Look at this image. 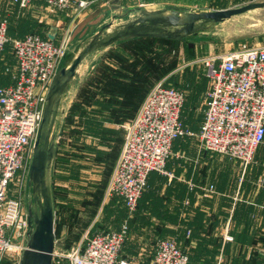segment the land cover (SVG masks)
Masks as SVG:
<instances>
[{
	"label": "rangeland",
	"instance_id": "rangeland-1",
	"mask_svg": "<svg viewBox=\"0 0 264 264\" xmlns=\"http://www.w3.org/2000/svg\"><path fill=\"white\" fill-rule=\"evenodd\" d=\"M33 1L35 0H32L28 7L21 8L27 16H32V19L27 21V26L30 25V27L26 28V31H44L47 26L56 25L58 20L55 18L59 15L60 10L51 8L43 2H34V4ZM77 1L79 0H74L68 8V12L71 10V14L66 16L69 25L78 16V20L81 21L80 27H83L87 21L81 18H85L87 12L90 13L94 6L103 8L101 9L103 18H106L108 13H112L113 17L106 23L122 24L135 18L138 7L216 10L236 8L262 0H167L169 3L163 4H149L144 2L146 0H81L87 4L80 10H77V7L74 8V4L76 6L78 4ZM3 2L5 5L3 10H6L8 14L14 13V9L11 8L13 4L7 8L10 0ZM72 6L74 10L71 8ZM3 10L0 11L1 14H3ZM62 11L63 14H67L65 10ZM5 18L8 19V17ZM24 21L18 25L21 26ZM14 27L16 29L14 31L17 32V25ZM80 27L73 37L71 34L68 35L69 43L66 55L59 62L58 67L63 64L66 57L77 50L84 39L78 40L81 37ZM95 29L88 28L87 35L92 34ZM144 42L146 44L142 47L118 44L91 53L80 66L81 76L76 88L71 89L65 96L64 115L58 124L56 160L53 162L52 168V185L55 196L53 264H71L70 256H75V250L79 246H84L87 239L93 234L117 230L123 224L128 226V232H126L120 252L121 260L127 264H150L154 256L155 242L158 241L155 239L158 237L175 238L173 240L181 248L184 247L181 246L182 241L190 240L191 235V230L184 225L196 222L197 234H204L205 228L214 225V223L209 225L206 223V226L205 222L197 224L199 219H203L207 215L199 210L200 207L188 205L186 200L182 205L179 200L173 199L174 193L171 190L165 192L167 188L163 189L166 180H160L158 177L160 185L163 183L161 188L155 191L159 196L149 197L147 198L149 201L146 202L145 199L140 200L137 209L130 215L123 206L122 199L108 189L109 181L124 147V126L133 122L139 112L137 108L149 90L157 83L163 82L167 86L182 91L184 107L190 105L193 93L186 86L188 76L193 72L204 74L209 86L204 61L228 50H240L255 44L264 45V8L233 16L221 23L209 26L206 30L184 41H176L177 43H156L153 40ZM11 63L7 62L9 67L11 66L12 70L10 68V71L12 72L14 66ZM208 89L203 94L204 97L202 95L203 105ZM73 103L80 104L81 114L69 116V110ZM93 110H97V113H94ZM186 119H188L187 111L182 114V122L186 128H191L189 124H186ZM189 128L187 129L190 130ZM183 141V144L188 142L187 138ZM174 145L175 141L171 144V154L166 160L164 174L157 172L158 174L169 176V164L172 162L171 169L181 168V171L187 173V180L191 178L195 182L198 180L203 183L207 182L209 177L206 178L205 171L201 175H198L199 172L193 171L207 166V171L217 169L222 172L223 169H227L233 173L230 175L232 178L234 173L238 174L235 175V182L253 183L252 186H247L252 190V196L253 188L258 190L264 185V179H262L264 175L261 177L256 171L257 168H264V148L259 151L256 149L253 159L250 162L242 163L237 160L230 161L224 155L218 154L219 157L216 156V153L207 154L208 151L206 152L200 142H198V146L201 150L198 148L197 151L191 146L190 155L187 150V156L184 155L183 158L177 149L174 151ZM203 151L206 152L204 156L202 155ZM176 157L181 159H176ZM212 160L214 161L212 162ZM192 173L194 176H191ZM214 175L217 178L214 177L213 182L208 180L209 183L205 186L194 182L188 184L189 186L195 184L197 190H202L200 194L206 193V196H211L215 193L214 184L223 178V174L221 176ZM150 176L149 173L148 178ZM168 183L172 187L173 182ZM256 183L257 186H254ZM144 193L147 194V192ZM16 194L20 195L23 211L27 214V200L30 197L27 181L22 184L20 194L19 192ZM185 196L188 199L187 195ZM156 197L161 198L158 200ZM232 197L234 203L239 198L237 193H233ZM157 201L159 203L164 201L169 207L168 210L171 203L175 202L177 208L181 210L180 222H177L176 214L159 210ZM232 219L225 224L220 223L223 225V234L221 233L220 239L208 238L210 241L206 244L207 241L201 238L203 243V246H200L201 249L207 250L209 246H212L211 248L215 250L230 252V255L233 253L238 264L240 262L252 264L253 260L257 264H264V230L260 231V225L254 223L252 219L245 223H233ZM198 225L200 226L198 227ZM188 230L190 231L187 232ZM176 232L181 236V240L172 236ZM24 244L25 236L22 234L13 247V251L9 253L11 256L7 257L9 264H18L19 256H21L19 249L24 247ZM185 247L187 248V246Z\"/></svg>",
	"mask_w": 264,
	"mask_h": 264
},
{
	"label": "built area",
	"instance_id": "built-area-1",
	"mask_svg": "<svg viewBox=\"0 0 264 264\" xmlns=\"http://www.w3.org/2000/svg\"><path fill=\"white\" fill-rule=\"evenodd\" d=\"M31 1L10 3L26 8ZM35 1L57 10H67L74 2ZM77 3L78 10L87 4ZM8 29V20L0 19V56L9 49L14 61L12 72L11 67L0 72L11 80L0 84V259L10 257L20 235L25 236L27 214L20 195L10 193L20 194L27 181L45 97L69 43L66 34L55 43L37 33L13 37ZM204 67L209 89L197 132L182 122V91L163 82L149 90L133 122L124 126V147L108 189L122 199L130 215L137 209L148 174H164L171 144L177 139L196 137L205 150L242 163L250 162L264 142V45L228 50L204 61ZM126 232L128 226L123 224L117 230L93 234L70 256L71 264H127L120 258ZM173 239H158L150 264H188V255Z\"/></svg>",
	"mask_w": 264,
	"mask_h": 264
},
{
	"label": "water",
	"instance_id": "water-1",
	"mask_svg": "<svg viewBox=\"0 0 264 264\" xmlns=\"http://www.w3.org/2000/svg\"><path fill=\"white\" fill-rule=\"evenodd\" d=\"M260 8H264V0L216 10L138 7L134 19L122 24L105 23L82 40L77 50L66 57L56 70L45 97L28 171L27 230L18 264H53L55 207L52 168L58 124L64 115L65 96L80 81L82 62L95 51L133 39L184 41L211 25ZM48 37L52 40L54 35Z\"/></svg>",
	"mask_w": 264,
	"mask_h": 264
},
{
	"label": "crops",
	"instance_id": "crops-1",
	"mask_svg": "<svg viewBox=\"0 0 264 264\" xmlns=\"http://www.w3.org/2000/svg\"><path fill=\"white\" fill-rule=\"evenodd\" d=\"M3 1L4 0H0V11L1 12L3 9H5V5H4ZM34 2L38 3V1H33L32 3H34ZM144 2H147L149 4H163L165 2L167 3L168 1L167 0H146ZM10 6H12V4L8 3L7 8ZM75 7H77L76 4H74V8ZM11 8L14 9V13L8 14L6 12V10H3V14H1V12H0L1 17L4 15V17H2V18L0 17V19H4L5 17H8V19H7L8 24H9L8 30L15 32L14 30H16V29H15L14 25L15 26L17 25V30L19 32L16 35L18 37H22L28 33H32V32H28V31L26 32V28L28 29L27 21L31 20L32 16L31 15L27 16L26 12L21 10V8L16 4L13 5ZM71 8L73 9V6ZM101 9H103V8H101V7L99 8L96 6L92 7V9L90 10V13L87 12L86 17L85 18L83 17L84 19L81 18L82 20L86 19V21H87V23L83 27L82 26L80 27L81 21L78 20V18H79L78 16H76V19L72 20L71 24L69 25L68 18L66 15L69 16V14H71L70 13L71 10H69V12H68V9L65 10L67 14H63L64 12L62 10H60L59 15L55 18V20H58L57 24L47 26V28H46L47 30L45 29L46 32L44 30V31H41L40 33H37V34H39L41 37L47 38V39H49V37H48L49 35H54V38L51 41H53L55 43H59V41L61 40V38L64 34H66L67 36L69 34H71L73 37V35H75L77 33L78 28L80 27L79 34L81 37L78 38V40L81 41V38L83 39L87 36L86 32H87L88 28L92 27L94 29L95 28L97 29L100 26H102L103 24H105L106 21L110 20L113 17L112 13H108V16L106 18L101 17V15H103ZM17 10H18V13H17ZM6 15H8V16H6ZM24 19H25V21H24ZM23 21H24V23L21 26H19L18 24L22 23ZM76 22H78V23L76 24ZM49 29H51V31H48ZM13 37H15V36H13ZM124 43L125 42H122L119 44H124ZM116 45H118V44H116ZM0 57L2 58L0 60V72L5 67H9L7 62L8 63L12 62L11 65L14 66V61L11 57V54L9 53V49H6ZM193 73L195 74V72H193ZM196 74L198 75L199 72H197ZM10 82H11V80L7 75L5 76V75L0 74V84H8ZM191 83H192V86L190 84L186 85L187 87H189L190 90H192L191 93H193L192 94V96H193L192 97V103L190 104V109L192 110L193 107H195L193 111H197L201 114L198 122H196L197 128L195 129V131L197 132L198 127H200V125H199L201 123L200 121H202V118H203V112H202V106H203L202 100L204 97L203 94L206 93V90L209 88V86H208V82L204 78H202V80L195 78ZM202 95H203V97H202ZM192 104H193V106H191ZM139 107H140V105H139ZM139 107L137 108L138 110H139ZM187 108H188V106L183 108L182 114L186 112ZM135 113H136V111H135ZM187 113L189 116V112H187ZM187 121L190 123V121H192L191 117L190 118L188 117ZM194 122H195V120L191 123L192 126H193ZM191 131H193V130L191 129ZM185 138H187L188 142L183 144V142H184L183 139H185ZM196 139H197L196 137H182V138L177 139L175 141L174 151L177 149L178 150L177 152L181 153L183 158H184V155L187 156V154H186L187 150H188V154L190 155L191 146L194 147L195 150L198 151V148H199L198 142L199 141ZM262 144H264V143H262ZM203 152L204 153L202 155L204 156L205 153L207 152V150H206V152L205 151H203ZM208 153H210V151H208L207 154ZM216 156H219V155L216 154ZM176 159H181V158L176 157ZM229 160L231 161V159H229ZM213 161L214 160H212V162ZM232 161H234V160H232ZM171 163L169 164V172H170L169 176H165V175L163 176L162 174H158L157 172H151L150 173L151 176L148 178V181H147L148 186H146V189L144 191V192H147V194H145L143 192L141 197L138 200V203L140 202V200L145 199L144 201L146 202V201H149V200H147V198H149V197L159 196L158 192H155V191H157L158 188H161V185L163 183L160 185V182L157 180V177L160 180H163V181L166 180L167 182L165 181L163 189L165 190V188H167V190H165V192L171 190L175 196L173 199L179 200L180 204L182 203V205L185 204V200H186L188 202V205H191L194 207H200L199 210L203 211L207 215V216H204L205 218L199 219L197 221V224H202L203 222H205V225H206V223L209 225L211 223H214V225L211 226L210 228H205L203 230L204 234H197L196 233V230H197L196 222H191V223H189V225L188 224L184 225L191 230L190 240H187L188 245H187V243L185 244V246H187L186 249L191 254V260H189L188 264H238L236 262L238 260L236 259V257H234V255H232L233 253H231V255H230V252H224V251L221 252L218 249L215 250L214 248H211L212 246H209L207 250H203V249H201L202 247H200V246H203L202 240H206L207 241L206 244H207L210 241V239L208 240V238L220 239L222 237L221 233L223 234V225H221V224H225V222L226 223L229 222L232 218H233L232 219L233 223H240V222L245 223V222L251 221V219H252L254 221V223L260 225V228H261L260 231L264 230V228H262V227H264V185H262L261 188L258 190L253 188V196H252V190L250 189V187H247V186H249V185L252 186L253 183L252 184H246L245 182H243V183H240L239 181L235 182V179H236L235 175H238V174L234 173V177L232 178V177H230V175H232L233 173L227 171V169H225V170L223 169L222 172H221V170L217 171V169L215 171H213L214 169H209L207 171V169H208V168H206L207 166H205V167L202 166L201 168H198L197 171L193 170L194 172H199L200 174H198V175L203 174L204 171H205V173H207L206 178L207 177H209V178L207 179V182L204 181V183H203L201 180H198L197 182L192 181L191 178H190V180H187L188 179L187 173H185L184 171H181L180 170L181 168H178V167L171 169ZM256 171H257V174H259L260 176L264 175V168H261V167L257 168ZM214 174H216V175L218 174L220 176H221V174H223V178L220 179L216 184H214L215 193L211 196H209V195L206 196L207 195L206 193L200 194V192L202 190L201 191L197 190V187L195 184L192 183L193 185H190V186L188 184L189 182H194V183H198V184L205 186L209 183V181H211V182L214 181V179H213L215 177ZM239 175H240V173H239ZM191 176H194V174L192 173ZM215 178H217V177H215ZM262 179H264V177H262ZM168 182H173L171 184L172 187L169 186ZM256 182H257V180H256ZM152 183L155 184V187H153ZM257 183L254 186H257ZM190 187H192V188H190ZM233 193H237V195L239 196L238 200H236L235 203L233 201L234 196L232 197ZM185 195H187L189 200L186 198ZM240 196H241V200H240ZM156 198L159 200L161 197H156ZM181 200H183V202H181ZM122 204H123V202H122ZM176 205L177 204L175 202H174V204L171 203V207H170L171 210L170 209L168 210L169 207L167 206V204L164 201L160 202V203L157 201V206H158L159 210H161V211L166 210L167 212L169 211L170 213H173V215L176 214L175 217H178L177 222H180L179 219H181V217L179 215L181 214V212H180L181 210H179V208H177ZM123 206H124V204H123ZM240 207H241V209H240ZM184 221H186V220H184ZM182 222H183V220H182ZM199 226L200 225H198V227ZM190 230H188L187 232H189ZM172 236L173 237L176 236L177 238L181 239V236L177 232ZM161 238H166V237L160 236L157 239H155V241L158 239H161ZM201 238H203V239L200 240ZM156 243H157V241L155 242V246H156ZM155 246H154L153 253L155 252ZM240 264H244V263L240 262Z\"/></svg>",
	"mask_w": 264,
	"mask_h": 264
},
{
	"label": "trees",
	"instance_id": "trees-1",
	"mask_svg": "<svg viewBox=\"0 0 264 264\" xmlns=\"http://www.w3.org/2000/svg\"><path fill=\"white\" fill-rule=\"evenodd\" d=\"M30 27V25L28 26V28ZM27 32V31H26ZM28 32H32V33H40L41 31L39 30H32V31H28ZM8 33H9V35H11V36H15V37H18L16 34H18V30H17V32H13V31H9L8 30ZM14 33V34H13ZM46 37V36H45ZM147 40H153V41H155L156 43H158V42H172V43H174V42H176V41H170V40H164V39H153V38H139V39H133V40H130V41H126L124 44H130V45H136V46H143L144 44H146L144 41H147ZM177 43V42H176ZM197 72H195V74L194 73H192V74H190L189 76H188V79H187V84H190L191 86H192V81L195 79V78H198V79H200V80H202V78H204V79H206V77L204 76V74H196ZM143 97V96H142ZM142 97H141V99H142ZM144 98V97H143ZM141 99H140V101H141ZM140 103V102H139ZM190 104V103H189ZM138 105V104H137ZM188 106V108L186 109V111L187 112H189V118L191 117V120L192 121H190V123L187 121V119H186V124H189V125H191V123L195 120V122L193 123V126L191 125V127L192 128H189V127H187V128H189L190 130L192 129V130H194L195 131V129L197 128L196 127V122H198V120H199V117L201 116V114L199 113V112H197V111H193L194 110V108L195 107H193V109L191 110L190 109V105H186L185 107H187ZM191 106H193V104L191 105ZM80 104L79 103H73L72 104V107L70 108V110H69V113H70V115L69 116H74V115H79V114H81V110H80ZM94 111V113L96 112L97 113V110H93ZM91 123H93L92 121H91ZM200 125V124H199ZM198 129H199V127H198ZM262 143H264V142H262ZM261 143V144H262ZM260 144V146L258 147V151L260 150V149H262V148H264V144H262L261 145ZM257 153V152H256ZM256 155V154H255ZM259 155V154H258ZM55 160H56V156H55V159H54V162H55ZM252 175V174H251ZM54 190V189H53ZM17 192H13V191H11V195L12 196H17V194H16ZM53 197H54V207H55V196H54V191H53ZM181 240V239H180ZM188 241L187 240H183L182 241V245L181 246H184L185 247V244L187 243ZM184 247H181V249L183 250V251H185V253L188 255V259L189 260H191V254H190V252L187 250V249H185ZM154 250V249H153ZM0 264H9V261H8V259H7V257H3V258H1L0 259ZM252 264H257L254 260L252 261Z\"/></svg>",
	"mask_w": 264,
	"mask_h": 264
}]
</instances>
